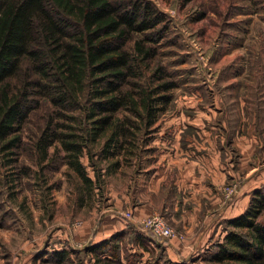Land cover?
<instances>
[{
  "label": "rangeland",
  "instance_id": "obj_1",
  "mask_svg": "<svg viewBox=\"0 0 264 264\" xmlns=\"http://www.w3.org/2000/svg\"><path fill=\"white\" fill-rule=\"evenodd\" d=\"M147 1L167 18L168 29L154 45L158 55L150 69L144 68L149 78L162 64L178 84L167 111L142 133L137 156L121 157V168L114 170L116 159L93 158L103 170L101 182L90 189L58 157L39 164L35 141L54 114L43 101L23 127L22 148L9 155L0 152V264H58L52 253L64 249L73 252L72 264H103L105 256L115 259V246L124 261L128 255L146 261L164 252L177 262L227 264L210 257L214 245L229 230L246 231L229 226V218L224 221L213 207L208 216L220 231L204 247L182 254L168 249L169 240L183 244L186 239L169 221L170 212L135 219L134 208L151 195L145 169L155 166L164 150L180 144L200 150L196 156L202 155L206 173L213 163V181L208 180L213 196L229 207L236 203L233 212L246 211L254 192L264 188V0ZM90 161L82 158L96 181ZM174 191L167 190L168 195L176 197ZM153 214L171 226V238L158 239L140 224ZM259 220L264 223V212ZM116 235L101 252L90 251Z\"/></svg>",
  "mask_w": 264,
  "mask_h": 264
},
{
  "label": "trees",
  "instance_id": "obj_2",
  "mask_svg": "<svg viewBox=\"0 0 264 264\" xmlns=\"http://www.w3.org/2000/svg\"><path fill=\"white\" fill-rule=\"evenodd\" d=\"M166 23V15L147 0H0V152L22 148L23 127L44 101L54 114L35 141L39 164L58 157L94 189L103 170L95 156L116 159L114 170L121 168L122 156H137L142 133L167 111L178 87L162 64L149 78L144 73L158 55L154 45ZM85 156L96 181L82 163ZM263 212L259 188L247 210L228 221L246 231L229 230L214 245L213 261L264 264ZM117 237L90 251L101 252ZM120 250L115 246V259L105 256L103 264H189L164 252L146 261L128 255L124 261ZM72 253L52 254L58 264H72Z\"/></svg>",
  "mask_w": 264,
  "mask_h": 264
},
{
  "label": "crops",
  "instance_id": "obj_3",
  "mask_svg": "<svg viewBox=\"0 0 264 264\" xmlns=\"http://www.w3.org/2000/svg\"><path fill=\"white\" fill-rule=\"evenodd\" d=\"M199 151L194 147L181 148L180 144L179 148L164 150L156 165L145 169L151 195L134 208V218L141 219L164 210L170 212L169 221L185 233L186 239L183 244L176 238L169 240V251L188 254L199 250L213 234L220 231L221 226L217 228L213 224V217L208 216L209 209L213 211L214 207L215 213L222 216L224 221L234 219L245 211L235 213L233 207L236 203L229 207L219 197L213 196V184L208 182L213 181V163L209 164L211 167H206L209 169L206 173L202 167L205 164L202 155L196 156L201 154ZM167 190H175L176 197L169 196ZM181 194L182 198L179 199ZM248 200L245 198V203ZM224 216L229 219L225 220Z\"/></svg>",
  "mask_w": 264,
  "mask_h": 264
},
{
  "label": "built area",
  "instance_id": "obj_4",
  "mask_svg": "<svg viewBox=\"0 0 264 264\" xmlns=\"http://www.w3.org/2000/svg\"><path fill=\"white\" fill-rule=\"evenodd\" d=\"M126 217L131 218V213H127ZM140 224L150 230L158 239H169L174 234L171 226L162 216L158 214H153L145 218L144 220L140 221Z\"/></svg>",
  "mask_w": 264,
  "mask_h": 264
}]
</instances>
